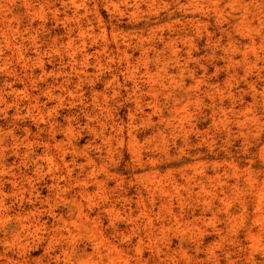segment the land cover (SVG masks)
I'll use <instances>...</instances> for the list:
<instances>
[{
	"label": "rangeland",
	"instance_id": "374dc122",
	"mask_svg": "<svg viewBox=\"0 0 264 264\" xmlns=\"http://www.w3.org/2000/svg\"><path fill=\"white\" fill-rule=\"evenodd\" d=\"M41 1L46 35L64 37L67 16L93 29L76 43V62L61 46L45 56L46 71L69 74L71 90H56L42 122L26 104L16 118L0 105V132L19 137L7 138L0 161V264H94L96 242L105 264H264V0ZM140 38L150 58L140 62L136 99L120 51L135 60ZM162 63L171 73L164 84ZM147 71L159 81L153 90ZM67 170L96 175L90 198L73 186L61 199L33 201L42 225L15 240L30 193L45 201L51 179ZM25 174L21 194L8 180Z\"/></svg>",
	"mask_w": 264,
	"mask_h": 264
},
{
	"label": "bare ground",
	"instance_id": "6f19581e",
	"mask_svg": "<svg viewBox=\"0 0 264 264\" xmlns=\"http://www.w3.org/2000/svg\"><path fill=\"white\" fill-rule=\"evenodd\" d=\"M43 5L44 3L41 0H0V79L1 77L3 78L1 80L2 83L0 84V105L5 106L6 113L14 108V114L12 116L16 118L20 106L26 104L27 114H31L35 119V122H42L46 112L44 109L45 106L50 101L59 98V95H56V90L58 88L65 91L71 90L68 88L69 74H63L60 70L56 72L46 71L45 56L48 55V53L58 54L61 46L69 56L70 63L76 62L78 51V48L75 47L76 43L80 40L83 41L84 38L88 37L93 29L92 27L89 28L90 24H83L79 19L71 23L72 18L67 16L64 22L66 29L64 37L59 38L57 34L52 36L51 33L46 35L48 31L44 22H42L45 15L42 9ZM132 8L139 9V6L135 3L132 5ZM74 14L76 16L78 14L77 11H75ZM55 15L56 14H54V21L57 22L58 18H56ZM102 33L104 34L105 31H102ZM46 36H48V38H46ZM145 42L146 40L140 38L138 43H136L135 48L139 50L140 56L135 60H128L129 56L127 55V50H119L121 56L120 60H125L126 66L124 69L132 81L131 93L135 95L136 99V93L142 91L141 86L138 85L139 77L137 78V81L135 80L137 76L136 74L139 72L140 62L142 57L146 60H149L150 58L148 55L149 49L146 48ZM83 44V49H85L86 42H83ZM46 46L48 47L46 51L47 53L44 51ZM105 48L106 47L102 48V50L104 51ZM83 51V55L81 56L82 64H84V67H89L90 55L87 54L86 50ZM16 66L20 68L23 73L22 76L18 75ZM162 67L164 70H162L163 75L161 76L162 80L160 82L164 84V82L169 79V76L171 77V73L166 69L165 63H162ZM71 68H73L72 64ZM37 71H39V73H37ZM77 73L79 86L84 72L82 70ZM145 74L147 76L146 82L149 84L151 90H153L154 86L159 83V81L148 71ZM62 76H65L66 79L61 78L62 81L58 82V79ZM49 79L50 81H48ZM56 83L59 85L55 88ZM19 85L22 86L21 89H19ZM151 90L149 89V92ZM35 91L38 93L34 94ZM43 98L47 99L45 103H42ZM8 99L10 100L8 101ZM99 101L100 99L98 97L93 100L95 103ZM99 106H101V104H99ZM103 110L106 111V115L104 116L105 120L107 119V116H111V111L106 108ZM33 111L37 112L36 115L33 114ZM56 122L57 121L54 119L51 123L53 141L55 140V126L58 125ZM114 129L116 130L115 127ZM64 131L68 132L69 129H64ZM9 136L14 141H19V137L15 136L13 130L0 132V161L4 159V152L8 149L7 138ZM37 144H41L44 147V151L48 154L51 140L43 138ZM22 145H24V142L23 140H20V143L16 145V148L18 149ZM25 146L28 148L30 144ZM26 155L27 153L25 156ZM42 161H46L49 168L55 167L56 171L59 170L58 163H54L55 160L53 158L44 157ZM63 173H65V175ZM0 174H5L1 168ZM58 174V176L54 175L55 179H51V182L47 187L48 195L46 196L47 199L45 201L39 200L38 195L35 196L30 193L29 198L27 199V202L31 204L27 213L29 218H24L23 216L18 215L14 226V238L18 242L30 233L37 231L39 225H42L40 222L41 216L44 213L39 210L40 208L34 206L35 202H39L42 206L47 202L48 198H53L54 201L56 199H61V196L73 186L78 188L76 195L80 196L82 200L90 198L89 180L96 178V175L93 172L89 175H85L84 179H80L78 175L74 176L72 170H67L66 172L61 171ZM23 177H25V179ZM24 180L28 181V184H30V177L26 174L22 177L19 176L18 178L13 176V180H8V183L11 184L12 188H17L16 190H20L21 194H24L26 188V183H23ZM61 181H64V183L61 184ZM95 184L99 185L98 182ZM260 191L261 192L257 193L258 203L260 202V204H262L264 190ZM6 197L4 179L2 178L0 180V216L4 215V199ZM22 199L23 198H21V200ZM64 201H66V199H64ZM71 202L75 203L76 201L72 200ZM78 207L79 210L77 211L80 214L83 213L81 204H79ZM70 210L73 212L72 208H70ZM100 245L101 243L99 242H96L94 245L96 248L94 251L98 254V260L94 262V264H105L103 260L105 254H103Z\"/></svg>",
	"mask_w": 264,
	"mask_h": 264
}]
</instances>
